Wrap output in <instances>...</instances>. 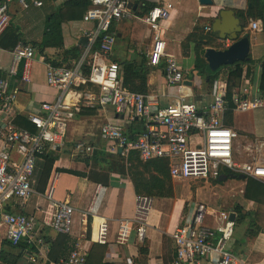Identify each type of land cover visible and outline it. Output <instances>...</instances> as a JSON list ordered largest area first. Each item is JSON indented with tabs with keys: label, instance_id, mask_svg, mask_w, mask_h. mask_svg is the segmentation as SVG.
I'll return each mask as SVG.
<instances>
[{
	"label": "built area",
	"instance_id": "1",
	"mask_svg": "<svg viewBox=\"0 0 264 264\" xmlns=\"http://www.w3.org/2000/svg\"><path fill=\"white\" fill-rule=\"evenodd\" d=\"M9 1H0V34L9 22L6 4ZM15 1L23 8L29 4H43V0ZM129 1L134 0H90L82 20L92 23V26L83 30L86 43L76 61L52 65L34 46L21 40L11 50L9 75L18 76V81L23 83L30 82L32 61L39 58L46 64V84L59 91L55 100L40 103L39 112L19 114L16 110L18 90L9 85L5 76H0V115L3 116L0 121V228L4 229V238L13 245L24 242L34 248L35 254L45 249V241L36 227L35 218L20 212L12 213L6 205L10 200L23 201L31 196L30 177L37 158L47 145H62L67 130V115L80 113L86 108L109 106L118 117L128 122L142 121L143 130L136 138H130L121 125L109 122L100 126L99 133L110 142V152L120 149V153L127 156L130 151H136L141 160L167 158L172 179L206 180L222 167L264 180V158L259 153V149L264 148V139L256 141L257 153L252 154L249 160L236 162L233 159V140L237 132L222 122L226 109V83L220 81V75L211 85V102L201 110L195 103L185 100L192 94L191 74H186L177 58L166 50L165 22L174 8L170 1L157 2L135 18L146 24L151 38L145 51L147 64L157 66L164 59L165 82L178 89V99L174 103L154 107V96L131 91L123 85L120 67L111 60L116 39L111 24L129 14ZM210 29V26L205 28L206 31ZM249 30L261 31V20H250ZM223 42L224 47L230 44L229 39ZM84 65L89 67L88 74L83 73ZM186 81H191V84H184ZM232 102L233 109L254 110L264 107V96H250L248 88L241 87L233 92ZM17 115L25 116L34 131L17 127L13 121ZM91 150L92 147L83 142L74 145L78 154ZM245 150L248 153L252 151L249 146ZM13 152L17 157L13 156ZM48 197L52 204L49 226L55 232L69 233L74 208L66 201L53 200L50 194ZM151 207V197L135 195L132 216L118 224V244L128 243L133 227L137 241L144 242ZM208 215L218 217L219 222L207 225ZM89 218L94 224L92 240L106 243L108 223L106 218L97 214L95 198L80 212V219L85 225ZM233 227L234 221L229 219L226 210L213 211L206 203L193 202L190 214L170 234L175 244L172 264H201L203 260L208 264H247L242 256L228 247ZM29 260L35 261V256H29ZM124 262L134 264L130 255ZM55 264H85V254L75 247Z\"/></svg>",
	"mask_w": 264,
	"mask_h": 264
},
{
	"label": "crops",
	"instance_id": "2",
	"mask_svg": "<svg viewBox=\"0 0 264 264\" xmlns=\"http://www.w3.org/2000/svg\"><path fill=\"white\" fill-rule=\"evenodd\" d=\"M63 1L43 0L41 6L29 4L27 8H23L15 0L6 3L9 22L0 34V76H5L9 85L12 88H17L16 110L19 114L39 112L40 103L55 100L59 91L46 84V64L39 58L32 61L30 82L23 83L18 81V76L9 75L11 50L16 44L13 35L17 33L21 41L36 48L35 45L44 39L47 17ZM162 1L164 0L131 1L129 14L120 21L111 24V30L115 33L116 38L111 60L122 66L125 61L138 63L141 58H144L148 66L145 94L154 96V107L174 103L178 99L179 92L176 87L168 86L165 82L164 59L157 66L147 64L145 51L151 43V38L146 24L135 16L145 12L146 7L143 3ZM167 1H170L174 8L169 19L165 22L166 50L177 58L186 74H191L192 80L194 74H197L194 69L195 43L190 41L184 53L181 46L182 41L195 28H197V32L209 34L205 28L207 26L211 28L218 12L222 9H232L234 14L240 18L243 31L249 33V55L252 60L243 66L238 88H248L250 96H264V78L262 77L264 30L250 31L249 22L254 19L245 21L238 14L240 10H246L250 6L247 0H212V5L207 6L199 4L198 0ZM65 15L66 13L61 12L63 19L61 36L64 48L77 46L81 48L82 52L85 45L80 41L84 37L83 30L90 28L92 23L83 22L80 16L75 19H68L65 18ZM211 35L215 38L214 42L206 44V39H202L203 47L223 48V41L227 39H218L214 32ZM43 54L51 60L60 58L59 50L53 47L44 49ZM72 61L74 60H68V62ZM121 73L122 69L120 75ZM188 78L190 77L188 76ZM219 79L225 82L226 78L223 73ZM184 84L189 85L186 82ZM192 86V94L187 96L185 100L195 103L201 110L212 100L211 86L208 85L203 76L198 79V84L193 80ZM91 110L93 112L88 114L69 113L67 115V130L62 145L54 147L47 145L43 154L35 162L30 177L33 190L31 196L23 201L16 200L13 202L10 200L6 205L12 213L20 212L35 218L36 227L45 241V249L40 254H35L31 248H25L24 242L12 247L5 242L4 229L0 228V251L2 255L0 264H55L67 257L75 247L85 254V264L119 263L128 255L132 256L134 264H172L175 256V244L170 234L190 214L192 203L200 201L206 203L213 211L221 210L207 202L208 198H206L207 194L204 188L206 185H213L209 189L213 196L217 195L215 191L232 192V196L236 199L228 209H222L229 213L233 212L232 208L236 204L241 206L243 210L254 209V204L257 202L264 206V180L245 175L241 178L242 173L228 171L227 168H222L220 171L218 170L216 175L209 177L210 180H214V184H210L207 178L202 185H197L194 190H191L190 182L186 184V181L183 183L182 180L180 182L171 178L173 197L152 198V202L154 201L155 204L150 210L149 226L144 242L137 241L133 227L128 243L126 245L118 244L116 242L118 224L122 219L132 216L136 194L128 174L119 173L115 170L105 171L99 158L90 157L94 153L110 152L108 150L110 142L103 139L99 133V128L103 123L119 124L123 127L124 132L133 130L131 134L136 137L143 130V126L137 127L136 123L118 117L113 108L109 106ZM1 119H3L2 115H0V121ZM222 122L226 127L237 132V137L233 140L232 153L236 162L247 161L252 154L257 153L256 141L264 139V107L248 111L236 109H232L228 113L224 111ZM128 134L130 135V133ZM77 142L89 144L92 147L91 152L76 153L74 145ZM247 146L252 149L251 153L245 150ZM259 153L264 158V148L259 149ZM13 156L17 157L15 152H13ZM230 174H234L235 177H231ZM185 184L189 190L182 192L181 187H185ZM48 194L53 200L66 201L74 208L70 232L65 234L69 238L68 241L62 236H60L61 240H57L58 234L63 233L55 232L48 224L52 208ZM197 197L199 200L196 201ZM94 198L96 199L97 214L106 218L108 223L107 242L103 245L92 240L94 224L91 222V218H89L87 225L80 219V212L85 210ZM217 218L208 215L206 224L215 225L219 222ZM252 232L254 233V229L249 227L248 218L236 222L235 214L233 233L228 247L234 253L242 256L247 264H264V228L255 235H251ZM140 248H145L146 253H140ZM48 251H50L49 254H47ZM31 255L35 256V261L29 260ZM201 264L208 263L203 260Z\"/></svg>",
	"mask_w": 264,
	"mask_h": 264
},
{
	"label": "trees",
	"instance_id": "3",
	"mask_svg": "<svg viewBox=\"0 0 264 264\" xmlns=\"http://www.w3.org/2000/svg\"><path fill=\"white\" fill-rule=\"evenodd\" d=\"M247 1L250 3V6L246 8V10H240L238 14L245 21H247L248 19H260L262 23V30H264V0H247ZM156 4L157 2H147L145 5L146 7L145 11L152 6H155ZM89 5H90V0H64L47 17L46 32L44 39L41 40L39 43H37L35 46L40 54H43L44 49H46L47 47H53L59 50L60 53V58L58 60H51L46 56L45 60L47 62L51 63L52 65L58 66L61 65L63 62H67L68 60L76 61L79 59L81 55L80 47L72 46L69 48H64L63 39L61 36V24L63 21L61 17V12L66 13L65 18L68 19H75L78 16L82 18L84 12L89 7ZM13 31L16 32L15 30ZM210 32L211 31H209V34H203L201 32H197V28H195L182 41L181 46L184 52L185 49L188 48L190 41H193L195 43L194 69L196 70L197 74L203 76L206 79L209 86L212 85L213 80L218 75H221V73H223V75L226 78L225 79V83H226L225 111L226 113H228L234 107V104L232 102V94L238 88L243 66L251 62L252 60L249 55L248 60L237 61L228 65H222L219 68H217L215 71L210 70L204 58L201 57L199 54V50L204 46V43L201 42L202 39H206L205 42L206 44H212L214 42L215 38L214 36L211 35V33L213 32L211 33ZM13 36L15 43L20 40V37L17 33H14ZM217 47L219 46L217 45ZM66 65L70 66V64H66ZM119 67L120 70L122 69V73H121L122 83L126 88L134 92H139V93L146 92V74L148 73V66L145 63L144 58H141L140 62L138 63L125 61L124 63H122V66L119 65ZM263 68H264V60H263ZM88 71H89V67L87 65H84L83 73L88 74ZM262 77L264 78V69H263ZM92 112L93 111L91 109H83L79 114H88ZM13 121L14 124L19 128L34 131L33 125L23 115H17ZM132 123H136L137 127H140V125H142V121L140 120L139 121L134 120ZM125 132L127 134L130 133V135L128 134L130 138H136L135 135L131 134L133 130L131 131L126 130ZM94 156L101 160L102 167L103 169H105V171L115 170L116 172L119 173L128 174L136 195H146L151 198L173 197L174 195L173 182L169 175L167 158H153L149 160H141L138 156V153L135 151H130L126 157L119 152H115V153L105 152L100 154L94 153V155L91 156L90 158ZM221 169L222 167L219 168V171ZM232 211L235 212L236 214V222L248 218L249 227L254 229V233L252 232L251 235L257 234L262 228H264L263 204L257 202L256 204H254V209L252 210H243L241 206L236 204L233 206ZM60 236H62V238L66 239L67 241L69 240V238L65 234H58L57 240H61ZM4 240L12 247L19 245V243L13 245L8 240L6 239ZM23 245L25 246V248L29 247L32 249V251H34L33 247H30L25 243ZM139 250L140 253L142 254L146 253L145 248H140ZM50 251H48L47 254H49ZM0 258L2 259L1 251H0ZM100 264H125V262L123 259L119 263L101 262Z\"/></svg>",
	"mask_w": 264,
	"mask_h": 264
},
{
	"label": "water",
	"instance_id": "4",
	"mask_svg": "<svg viewBox=\"0 0 264 264\" xmlns=\"http://www.w3.org/2000/svg\"><path fill=\"white\" fill-rule=\"evenodd\" d=\"M203 6L212 5V0H198ZM131 1L128 2L130 6ZM211 31L217 34L220 40L229 39L231 43L224 48H215L212 46L202 47L199 50L207 63L210 70L215 71L222 65L232 64L237 61H245L249 59L250 43L249 33L243 31V26L240 18L234 14L232 9H222L218 12V16L214 18L211 24ZM81 43L85 44L86 38H81ZM191 84V81H186ZM120 153L121 150L119 149ZM235 177L234 174H230ZM245 177L241 174V178ZM229 219L235 221V213H229Z\"/></svg>",
	"mask_w": 264,
	"mask_h": 264
},
{
	"label": "rangeland",
	"instance_id": "5",
	"mask_svg": "<svg viewBox=\"0 0 264 264\" xmlns=\"http://www.w3.org/2000/svg\"><path fill=\"white\" fill-rule=\"evenodd\" d=\"M201 78H202V76H200L199 74H194L193 80H194L195 83L198 84V79H201ZM207 180H208V182L210 184L211 183L214 184L213 183L214 180H210L209 178ZM177 181H180V180H177ZM184 181H186V184H189V182H190V188H191V190H194L197 185H202L204 180H197L196 182H192V181H189V180H182L183 183H184ZM205 182L207 183V181H205ZM186 184L184 185L185 187H181L182 188V192H186V191L189 190L188 186H186ZM211 186H213V185H206V187H204L206 189L205 192L207 194L206 198H208L207 202H209L210 205H213L214 207H218L220 209H228L230 207V204L234 202L236 197L232 196V192H227L226 193L225 191H222V192L215 191V192H217V195L213 196L210 193V190H209L211 188ZM224 190H226V189H224ZM236 193H237V191H236ZM184 196H186V195H184ZM197 200H199L198 197L196 198V201ZM154 204H155V202L153 201L152 205L154 206Z\"/></svg>",
	"mask_w": 264,
	"mask_h": 264
}]
</instances>
